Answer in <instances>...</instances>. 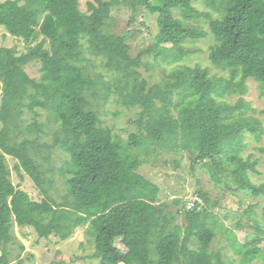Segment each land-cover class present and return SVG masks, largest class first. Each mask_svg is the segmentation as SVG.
Listing matches in <instances>:
<instances>
[{
  "label": "trees",
  "instance_id": "1",
  "mask_svg": "<svg viewBox=\"0 0 264 264\" xmlns=\"http://www.w3.org/2000/svg\"><path fill=\"white\" fill-rule=\"evenodd\" d=\"M81 2L0 0V30L30 45L21 54L0 48V264H10L14 245L24 250L15 223L61 240L87 226L100 264H150L152 253L158 264H264V210L261 217L259 202L244 208V199L264 197V182L253 179L258 160L245 156L241 133V119L257 112L246 99L247 80L264 96V0H89L86 9ZM123 4L143 21L156 16L147 54L132 55L133 32L113 31L112 12ZM201 18L214 35L209 58L217 74L181 63L194 53L184 44L208 35ZM88 41L103 56L100 71ZM168 44L176 54L164 52ZM34 61L40 78L25 68ZM142 67L161 70L162 80L149 86ZM110 102L138 109L137 131L126 140L102 119ZM156 148L187 152L193 170L205 166L221 195L243 206L229 209L199 188L203 203L187 209L175 199L176 210L167 212L160 187L138 171L142 153ZM57 150L65 156L59 168ZM11 159L41 199L14 184ZM56 175L66 190L61 201L53 195ZM218 234L234 255L213 246Z\"/></svg>",
  "mask_w": 264,
  "mask_h": 264
},
{
  "label": "rangeland",
  "instance_id": "2",
  "mask_svg": "<svg viewBox=\"0 0 264 264\" xmlns=\"http://www.w3.org/2000/svg\"><path fill=\"white\" fill-rule=\"evenodd\" d=\"M5 1V0H1ZM23 1V0H22ZM89 0H82V9L87 8ZM194 5L202 10H206L203 3L193 1ZM134 15V16H133ZM147 19L140 10L133 13L132 8L123 4L116 6L112 12L115 24L113 31L117 34L123 32H133V38L128 41L131 45V53L134 57L138 53L147 54L149 46L154 42V37L158 33V26L156 16L152 14ZM217 15V13L215 14ZM214 15V16H215ZM203 28L208 32V35L197 40L193 45L184 44V48L192 49L194 53L189 59L181 63H188L195 66L200 65L203 68H210L211 72L217 74L219 71L210 61V48L214 44V35L209 26V21L206 18H201ZM28 45L24 39L11 35L6 29L0 30V48L15 47L19 53L28 51ZM165 53L176 54L177 50L173 45H166ZM88 57L93 61L96 70H102L103 56L100 54L96 46V42H86ZM149 56V57H148ZM145 55V59L152 60V55ZM178 64V63H177ZM169 66H176L175 64ZM39 61H34L28 64L25 68L33 78H40ZM144 75L148 77L149 86L162 80L163 74L159 69H148L142 67ZM221 72V71H220ZM249 92L246 95L248 101H252V106L257 109V112L252 113L253 116L241 119V132L245 143L248 144L245 150V156L251 155L252 158L258 160V169L260 173L253 175V179L257 182H264V96L261 93V86L254 79L247 80ZM1 90H0V105H1ZM232 100H235L232 98ZM107 109V110H106ZM106 109L102 112V119L105 124L114 128V133L119 134L123 139H128L132 132L137 131V126L134 121L138 118L136 111H128L121 108L118 104L110 102ZM117 110H122L121 114L116 113ZM54 156V163L57 168L63 165L65 156L58 153ZM142 160L144 163L140 166L139 172L146 178L151 179L160 187L159 200L161 203H166V211H175L177 208L175 199H180V207L192 209L196 201L203 203L202 197L199 194V188L212 193V200L220 199L222 204L229 209L240 210L243 206L239 198L229 194L222 196L220 189L215 186L214 181L208 173L205 166H197L194 170L191 166L189 154L187 152L173 153L168 149L156 148L155 152L142 153ZM15 161L9 160V167L12 171V180L20 189L27 191L34 199L42 198L40 189L36 186L33 179L24 171H17L14 167ZM56 186L53 189L54 198L58 201L66 194L64 181L59 175H56ZM236 187V186H232ZM223 193V190H222ZM259 202V215L262 217L264 210V197L258 199H251L250 197L244 199V208L250 203ZM182 218V217H181ZM183 220V219H181ZM224 220V218H223ZM15 235L19 242L24 245V250L20 249L19 244L14 245L13 255L10 264H100L101 259L95 256V244H93L90 234L87 231V226L80 227L76 233L66 240H61L57 236H50L48 238L40 237L33 228H22L15 223ZM245 232H238L240 240H244ZM218 237L214 240L213 246L216 249H223V253L234 255L231 247L224 248L226 239ZM220 240L222 242H220ZM117 245L123 247L124 245L117 241ZM21 252V256L17 255ZM124 264V263H122ZM150 264H158L155 253L150 256ZM222 263V261L220 262Z\"/></svg>",
  "mask_w": 264,
  "mask_h": 264
}]
</instances>
